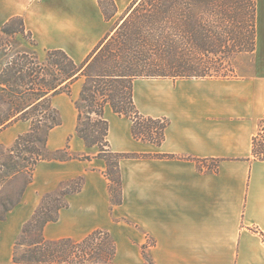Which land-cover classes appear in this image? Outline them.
I'll return each instance as SVG.
<instances>
[{
    "label": "crops",
    "instance_id": "1",
    "mask_svg": "<svg viewBox=\"0 0 264 264\" xmlns=\"http://www.w3.org/2000/svg\"><path fill=\"white\" fill-rule=\"evenodd\" d=\"M257 1L256 48L238 56L235 76L134 81L140 113L169 122L161 145L135 139L132 121L105 105L111 151L150 155L120 162L121 205L112 203L105 160L77 135L74 102L84 78L70 95L51 98L61 125L48 134L49 150L69 146L72 154L92 158L37 165L22 202L0 224V264H15L13 250L1 259V247L19 236L42 197L79 178L82 190L67 197L57 222L46 225V239L78 241L95 230L108 231L117 242L110 264H148L144 253L154 264H264V161L253 154L264 120V0ZM118 8L106 20L98 0H0V30L20 16L38 53L61 49L81 66L113 34ZM29 129L23 121L8 127L0 133V146Z\"/></svg>",
    "mask_w": 264,
    "mask_h": 264
},
{
    "label": "trees",
    "instance_id": "2",
    "mask_svg": "<svg viewBox=\"0 0 264 264\" xmlns=\"http://www.w3.org/2000/svg\"><path fill=\"white\" fill-rule=\"evenodd\" d=\"M98 1L106 20L115 17L118 13L115 0ZM257 16V0H134L113 34L98 45L82 66L61 49L47 51L42 62L36 53H17L2 71L7 76L1 84L2 92L8 96L10 106L3 116L0 114V133L19 121L29 122L30 129L19 135L10 147L0 146V174L6 168L13 183L24 180L21 187L14 183L6 194L0 189V224L22 202L40 162L92 158L75 157L69 146L49 150L48 134L61 125L59 113L51 103L53 96L70 95L71 86L84 78L80 98L74 102L78 112L77 135L87 147H96L97 157L105 160L112 203L121 205L120 162L150 155L111 151L105 105L110 104L117 114L132 121L135 139L161 145L169 122L140 113L134 102V81L235 76V56L256 48ZM16 20L21 21L20 30L6 29ZM1 31L30 35L20 16L11 18ZM253 154L257 160L264 161V120L253 139ZM81 188L79 178L42 197L41 204L14 242L12 261L15 264H110L114 261L117 246L106 231L95 230L78 241L48 240L44 236L46 225L57 222L60 211L68 207L67 197L79 193ZM144 255L148 264H154Z\"/></svg>",
    "mask_w": 264,
    "mask_h": 264
},
{
    "label": "rangeland",
    "instance_id": "3",
    "mask_svg": "<svg viewBox=\"0 0 264 264\" xmlns=\"http://www.w3.org/2000/svg\"><path fill=\"white\" fill-rule=\"evenodd\" d=\"M132 2H133V0L131 2L130 1L118 2L116 0L117 6L120 5L121 11H120L119 16L116 18L117 23L113 26V29L115 26H117V24L120 22V20L125 16L128 8ZM103 4L105 5V7L108 8L106 2H104ZM118 11H119V8H118ZM6 29H8V30H11V29H17L18 30L19 29L20 30L21 29V21L16 20L15 22L11 23ZM1 30H0V114H1V116H3L7 112V110L9 109V106H10L8 103V96L6 95V93L2 92V89L4 87H2V85H1L2 83H5V79L7 80V76H5V74H3V72H2L6 68L7 63L13 62L15 56L19 52H21V53L22 52L36 53L37 55H39V61L41 60L40 62H42L46 57L47 51H45V52L41 51L39 53L37 52L36 47L38 46V43H37L36 38L33 36V33L31 34V32H29L31 36L27 35L26 37H24L23 35H21L19 33L18 34H13L11 32H8L9 34L2 33ZM239 55L240 54L235 56V58L233 59V64L235 63V60L237 61V58ZM49 78H51V76H49ZM125 92H126V90H125ZM29 125H30V123H29ZM13 143H14V141L12 143H10L7 147H10ZM60 156H64V154H60ZM75 157H78V156L75 155ZM8 175H9L8 170L6 168H2V172H1L0 176H2L3 179L0 180V189H1V192H3V194H6L9 189L13 188L14 183H15L16 187H21L24 183V180H22V179H19L13 183V181L9 180ZM7 230H8V234H10V236H11L12 230H13V224L9 225ZM106 232H108V231H106ZM17 237H14L12 239V241L8 245V247H6L5 244L2 245V247H1V259H3L5 254H7L8 249L12 253V250L14 247V242L17 239ZM112 238H113V236H112ZM114 241H115V239H114ZM115 243L117 246L116 241H115ZM146 255L149 257L148 253H146ZM144 257H145V255H144Z\"/></svg>",
    "mask_w": 264,
    "mask_h": 264
}]
</instances>
